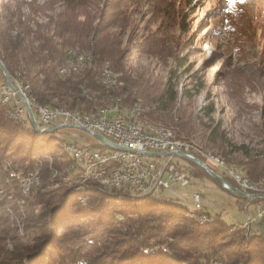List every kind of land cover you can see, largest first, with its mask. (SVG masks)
I'll return each mask as SVG.
<instances>
[{
	"label": "trees",
	"instance_id": "obj_1",
	"mask_svg": "<svg viewBox=\"0 0 264 264\" xmlns=\"http://www.w3.org/2000/svg\"><path fill=\"white\" fill-rule=\"evenodd\" d=\"M56 1L62 2L63 9L54 17L45 16V23L29 16L22 19L19 4L17 11L0 13L4 69L11 76L18 73L37 101L53 108L88 113L126 94L122 105L129 107L122 52L109 30L126 26L124 4L112 0L101 9L96 7L100 20L95 24L87 12L90 0H48L32 10L44 12ZM69 46L89 52L92 64L61 76L58 69L64 65ZM103 66L121 73L119 79L116 73L115 85L102 84ZM176 96L169 80L153 101L157 108H165ZM153 114L148 110L141 118L149 120ZM26 121L24 116L10 118L8 106L0 103V264H264L263 232L230 231V225L201 206L198 210L210 221L200 223L186 205L156 195L135 196L123 188L75 190L71 184L76 173L69 170L72 159L64 151V139L52 130L38 132ZM165 122L178 138L191 142L182 136L183 127ZM42 155L51 158L55 169L63 165L68 169L45 189L32 186L24 194L5 164L11 163L25 175L36 168L43 172L48 163ZM188 167L191 177L216 180L191 161ZM240 168L248 178L264 182L263 157L242 162Z\"/></svg>",
	"mask_w": 264,
	"mask_h": 264
},
{
	"label": "rangeland",
	"instance_id": "obj_2",
	"mask_svg": "<svg viewBox=\"0 0 264 264\" xmlns=\"http://www.w3.org/2000/svg\"><path fill=\"white\" fill-rule=\"evenodd\" d=\"M46 1L0 0V13L17 11L19 4L22 19L29 16L45 23V16L54 17L63 9L62 2L56 1L44 12H33ZM111 1L90 0L87 12L94 24L100 20L97 8ZM120 1L127 24L123 30L119 26L109 30H113L122 52V72L130 92L128 106L137 101L146 111H154L153 118L147 120L153 124L171 129L165 119L177 123L184 128L182 136L196 148L217 154L241 172L242 162L264 159V0ZM4 67L0 66L3 74L11 77ZM116 73L119 79L121 73L115 72L116 77ZM169 80L177 91L176 99L170 106L157 108L153 99L163 93ZM135 119L142 120L141 116ZM26 125L32 127L28 120ZM57 134L64 139L63 146L98 143L96 136L74 127H65ZM41 158L48 168L43 172L36 168L29 175L15 170L11 163L5 164L24 194L32 186L45 189L68 169L63 164L61 171L55 169L51 158ZM194 192L200 194L204 211L224 220L230 231L255 214L252 203L245 208L244 198L205 175L193 176L187 185L161 190L156 196L186 205L191 214L197 208L191 199ZM254 231L264 233V221L245 230L246 234Z\"/></svg>",
	"mask_w": 264,
	"mask_h": 264
},
{
	"label": "built area",
	"instance_id": "obj_3",
	"mask_svg": "<svg viewBox=\"0 0 264 264\" xmlns=\"http://www.w3.org/2000/svg\"><path fill=\"white\" fill-rule=\"evenodd\" d=\"M1 73L4 77L2 70ZM101 75L110 77L109 69L103 66ZM0 103L8 106V111L10 106H17V113L10 114L13 118L24 116L33 129L57 132L74 127L96 136L98 143L86 146V152H79V145L70 144L76 155L73 172L82 174V182L72 186L123 188L136 196L157 195L161 190L187 185L191 178L187 162L191 161L212 177L218 176L219 181L214 178L223 189L244 198L245 208L249 203L254 205L255 214L248 216L242 229L249 231L252 223L264 221V185L244 186L236 180L233 169L227 168L226 161L197 154L175 132L150 130L148 125L133 122V115L141 116L146 111L141 107H133V114L117 113L103 105L88 113L69 108L66 116H57L55 111L45 110L43 103L29 101L19 92L18 84H10L5 77L0 81ZM191 199L197 206V216L210 218L198 210L200 194L194 192Z\"/></svg>",
	"mask_w": 264,
	"mask_h": 264
},
{
	"label": "bare ground",
	"instance_id": "obj_4",
	"mask_svg": "<svg viewBox=\"0 0 264 264\" xmlns=\"http://www.w3.org/2000/svg\"><path fill=\"white\" fill-rule=\"evenodd\" d=\"M65 52H66V56H65V60H64V65L62 66L64 68V71H61V68L58 69V72H59V74H61V76H69L75 72L83 70L86 67H89V66H87V63H83V62H92L91 54L85 50H78L75 47H68ZM71 54H74V56H71ZM105 69H109L110 77H109V75H102L101 76L102 84L106 87H110V86L115 85L118 81L117 77H115V75L113 74L112 70L109 67L105 66ZM4 77L6 79H8V82L10 84H18L19 92L21 94H25L26 98L29 101L39 103L37 101V99L32 95L31 88H30L29 84L26 81H24L23 79H21L18 76V73L15 74L14 76H11V77H9L8 75H6V73H4ZM104 82H107V83H104ZM101 105H103L105 107H110L111 110H114L117 113H124V114H133V107H141L142 109L146 110V108L142 104L138 103L137 101L133 102V106L125 107L126 104H125V106H123L124 104L122 105V97H120V96H118V97L115 96L114 98H112L109 101L106 100ZM99 106H97V107H99ZM97 107H95L94 110H96ZM43 108H45V110L55 111V115H57V116H66V110L69 109L68 107L53 108L47 103H43ZM74 110H80V109H74ZM8 113H9L10 117L13 118L12 114H10V113H17V106H10V111H8ZM139 116L140 115H133V122H139L140 124L148 125V129H150V130H157L159 132H172L168 128L153 124L147 120H143V119L141 121L136 120L135 118L139 117ZM36 130L38 132L50 131V130H44V129H36ZM187 147L192 148V150H197V154L211 155V157H213V158L226 161L225 159L221 158L217 154H213V153H209V152H202L201 150L196 148L195 145H193L191 142H188V141H187ZM64 151L72 159V162L69 165V170L73 171L74 165L76 164L75 150L73 149V147L70 146V144H66L64 146ZM79 152H86V146H79ZM71 153H72V155H71ZM227 164L228 163H226V166L228 169H233V174L236 177V180H240V184H244V186H249L252 188H259L260 185H264L261 183L262 181L252 180V179L248 178L247 176H243V173L239 169L231 168L228 166L229 164L228 165ZM76 182H82V174L76 173L75 184H76ZM84 187L85 186H74V189L79 190V189L84 188ZM191 215L196 220H198V222H200V223L208 222L211 220V218L200 219L197 216L196 210L192 211ZM234 228L235 229L242 228V225L241 226H234Z\"/></svg>",
	"mask_w": 264,
	"mask_h": 264
},
{
	"label": "water",
	"instance_id": "obj_5",
	"mask_svg": "<svg viewBox=\"0 0 264 264\" xmlns=\"http://www.w3.org/2000/svg\"><path fill=\"white\" fill-rule=\"evenodd\" d=\"M0 66H1V68L3 67V64H2V62L0 61ZM214 175V174H213ZM214 177L219 181L220 180V178L218 177V176H216V175H214Z\"/></svg>",
	"mask_w": 264,
	"mask_h": 264
}]
</instances>
